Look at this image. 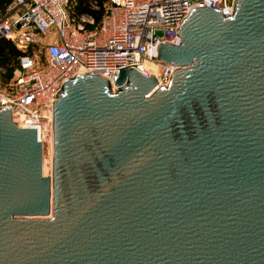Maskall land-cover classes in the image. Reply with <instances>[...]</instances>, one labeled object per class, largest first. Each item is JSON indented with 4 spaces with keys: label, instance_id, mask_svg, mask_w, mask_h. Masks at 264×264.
Segmentation results:
<instances>
[{
    "label": "water",
    "instance_id": "1",
    "mask_svg": "<svg viewBox=\"0 0 264 264\" xmlns=\"http://www.w3.org/2000/svg\"><path fill=\"white\" fill-rule=\"evenodd\" d=\"M178 34L167 86L63 84L52 176L36 122L0 108V264H264V0L196 7Z\"/></svg>",
    "mask_w": 264,
    "mask_h": 264
},
{
    "label": "built area",
    "instance_id": "2",
    "mask_svg": "<svg viewBox=\"0 0 264 264\" xmlns=\"http://www.w3.org/2000/svg\"><path fill=\"white\" fill-rule=\"evenodd\" d=\"M235 3L108 0L97 20L77 15L71 0H14L0 19V38L12 40L24 51L32 44L40 48L38 55L27 52L20 56L19 70L5 84L2 74L6 70L0 66V108L10 107L17 123L36 122L41 140L53 137L54 102L67 80L82 73L101 75L116 92L119 69L145 71L144 64L153 62L159 67L154 75L159 86H167L179 66L157 58L160 44L180 43L179 27L194 8H215L228 17L234 13ZM91 6L99 8L96 0H91ZM44 36L42 43L39 38Z\"/></svg>",
    "mask_w": 264,
    "mask_h": 264
},
{
    "label": "trees",
    "instance_id": "3",
    "mask_svg": "<svg viewBox=\"0 0 264 264\" xmlns=\"http://www.w3.org/2000/svg\"><path fill=\"white\" fill-rule=\"evenodd\" d=\"M14 0H0V11H4L9 4ZM73 0H71L72 2ZM74 9L77 15H91L94 16L97 20L100 19L104 11V4L108 0H96L99 8L93 9L91 6V0H74ZM29 51H24L16 46V44L6 38H0V65L6 68L7 75L11 76L15 67L19 65V58L22 54H25ZM44 58V54L41 55Z\"/></svg>",
    "mask_w": 264,
    "mask_h": 264
},
{
    "label": "rangeland",
    "instance_id": "4",
    "mask_svg": "<svg viewBox=\"0 0 264 264\" xmlns=\"http://www.w3.org/2000/svg\"><path fill=\"white\" fill-rule=\"evenodd\" d=\"M75 2L74 0L71 2V6L72 8L74 9V3ZM14 5V1L8 5V7L4 10V11H0V19L3 18L5 16V14L10 10V7ZM75 10V9H74ZM7 39V38H6ZM39 40L44 43L45 42V36L44 37H40ZM39 44H32L29 46V48L27 49V51H31L30 53H33V54H39ZM42 55V54H40ZM1 66V65H0ZM2 67V66H1ZM3 69L6 70L5 67H2ZM19 70V65H17L12 73L11 76H6L7 74V71L5 73L2 74V81H4V84L8 81H10L11 79L14 78V76L16 75V71ZM50 139V136H47V138H45V140L47 142H49V166H50V163H51V166H50V176H52L53 174V142H50L48 141ZM52 143V144H51ZM52 160V162H51Z\"/></svg>",
    "mask_w": 264,
    "mask_h": 264
},
{
    "label": "bare ground",
    "instance_id": "5",
    "mask_svg": "<svg viewBox=\"0 0 264 264\" xmlns=\"http://www.w3.org/2000/svg\"><path fill=\"white\" fill-rule=\"evenodd\" d=\"M158 68H159L158 65L153 63V62H146L144 64V67H143V69L145 71H147L148 73L153 74V75H157L159 73ZM48 141L53 142V137L50 136V139ZM48 145H49V142H48ZM51 162H52V160H51ZM50 166H51V163H50ZM50 166H49V168H50Z\"/></svg>",
    "mask_w": 264,
    "mask_h": 264
}]
</instances>
